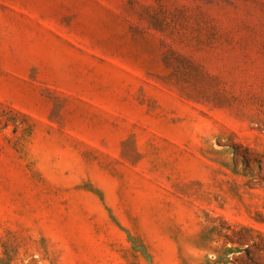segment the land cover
Returning a JSON list of instances; mask_svg holds the SVG:
<instances>
[{
	"label": "rangeland",
	"instance_id": "1",
	"mask_svg": "<svg viewBox=\"0 0 264 264\" xmlns=\"http://www.w3.org/2000/svg\"><path fill=\"white\" fill-rule=\"evenodd\" d=\"M0 264H264V0H0Z\"/></svg>",
	"mask_w": 264,
	"mask_h": 264
}]
</instances>
